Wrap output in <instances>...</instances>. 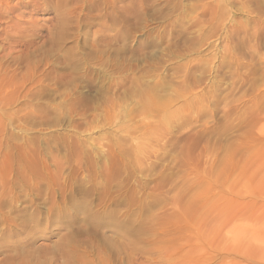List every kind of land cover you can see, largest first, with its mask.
<instances>
[{
  "label": "rangeland",
  "instance_id": "obj_1",
  "mask_svg": "<svg viewBox=\"0 0 264 264\" xmlns=\"http://www.w3.org/2000/svg\"><path fill=\"white\" fill-rule=\"evenodd\" d=\"M0 264H264V0H0Z\"/></svg>",
  "mask_w": 264,
  "mask_h": 264
}]
</instances>
